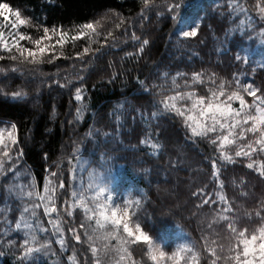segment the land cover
I'll list each match as a JSON object with an SVG mask.
<instances>
[{
    "label": "snow or ice",
    "instance_id": "snow-or-ice-1",
    "mask_svg": "<svg viewBox=\"0 0 264 264\" xmlns=\"http://www.w3.org/2000/svg\"><path fill=\"white\" fill-rule=\"evenodd\" d=\"M187 2L138 0L136 17L110 10L114 18L111 26L104 23L110 19L105 13L100 19L68 28L49 25L46 17L22 18L19 9L0 2V96L27 99L25 86L39 80L49 89L67 90L70 105L75 104V121H84L89 107L84 102L86 81L95 70V62L129 41L137 45L135 54L142 57L150 40L133 29H143L153 14L170 18L178 44L199 35L200 24L181 15ZM250 12H255V17ZM220 15L238 20L236 28L228 31L240 30L246 21L239 17L244 15L250 30L256 32L251 21L258 19L256 34L264 43V0H254L251 9L241 0H227V12ZM23 26L42 34L22 31ZM124 55L132 57L134 53ZM233 59L243 68L230 78L204 70L174 74L163 70L158 72L161 83L137 76L140 91L158 97L149 101L152 110L127 108V101L118 103L109 113L115 129L90 125L85 133L94 143L99 137L107 142L113 131L120 134L132 114L133 123L142 122L136 130L140 145L150 147L148 154L158 157L164 146L153 139L152 122L166 117L179 123L186 143L207 145L212 155L204 158L210 165V176L190 192V197L195 200L194 208H207L210 215L190 213L193 218L200 215L195 239L185 234L173 245L169 236L150 227L142 216L143 195L133 198L117 193L107 153L97 160H86L81 148L74 147L66 162L46 166L43 177L24 171L18 125L13 122L0 127V192L15 200L19 210L12 220L7 215L10 209L0 218L4 225L0 236L21 235L19 239H0V255L11 253L15 264H34L40 255L57 258L52 264H264V193L255 197L251 210L241 211L242 206L236 203L253 195L243 175L237 176V165L264 180V82L256 84L255 68L247 55L237 53ZM250 68L253 78L244 80ZM260 68L264 70V63ZM122 74L113 72L102 82L110 83ZM17 82L19 90L14 88ZM229 171L234 192L231 198L227 194Z\"/></svg>",
    "mask_w": 264,
    "mask_h": 264
},
{
    "label": "trees",
    "instance_id": "trees-1",
    "mask_svg": "<svg viewBox=\"0 0 264 264\" xmlns=\"http://www.w3.org/2000/svg\"><path fill=\"white\" fill-rule=\"evenodd\" d=\"M0 2L9 3L13 10L19 9L22 18L40 17L42 20L46 17L49 25L63 24L65 28L87 20L100 19L105 13L110 19H106L104 23L111 26L114 19L112 11L120 12L125 17H136L140 7L138 0H0ZM241 2L251 9L254 0ZM221 12H227V0H188L181 10V15L184 19L196 20L200 24V31L196 38L181 41L179 44L176 42L177 35L173 24L167 15L157 17L153 14L150 21L144 22L143 29L139 27L133 29L142 38H148L150 45L141 57L135 54L137 45L129 41L127 45L118 46L109 55L95 62V70L86 81L88 90L84 102L89 107L82 122H76L74 119L75 104L73 102L70 105L67 90L49 89L39 80L25 86L28 92L27 99L12 100L0 96V120L4 121L0 127L13 122L18 125L20 146L24 153L21 158L23 170L36 178L43 177L46 174L44 171L46 166H52L54 162L61 160L66 162L74 147L81 148V155L86 160H97L102 153H107V166L114 173L117 193L133 198L138 194L143 195L142 216L150 227L161 235L169 236L173 245L181 242L178 238L185 234L195 239L199 234L196 229L200 215H210L207 208L203 210L194 208L195 200L190 197V192L200 187L202 182L208 181L210 176V165L204 158L212 155L207 145L186 143L179 123L166 117L152 122L153 139H158L164 146L158 157L148 154L151 151L150 147L140 145L141 137L136 130L142 122L138 120L133 123L132 114L128 115L120 134L113 131L107 142L103 137H99L98 143H94L85 136V133L90 125L102 130L115 129L116 125L109 113L118 103L127 101V108L143 110L144 107H148L149 112L152 110L149 101L158 97L143 94L137 85V76L147 78L149 82L161 83L158 72L163 70H168L172 74L176 71L204 70L230 78L233 72L243 68L242 64L234 61L233 56L237 53L254 54L260 44L256 34L260 22L258 19H252L251 23L256 27V32H253L249 28L247 17L240 15L239 19H245L246 23L239 26L240 30L228 31L236 28L238 20L229 19L226 15L222 17ZM249 15L255 17L256 14L250 12ZM21 30L33 35L42 34L30 30L27 26H23ZM249 35L252 39H249ZM218 48L222 49L219 53ZM125 52H133L134 55L125 57ZM257 58H263V62ZM257 58L250 60L252 68H255L256 84L260 85L264 82V70L260 68V64L264 63V57ZM110 62L113 64L112 68L108 67ZM48 70L45 68V71ZM113 72L123 74L110 83L102 82L107 81ZM252 78L250 68L243 79ZM18 85L19 82L14 85L16 90H19ZM45 154L48 156L47 161ZM172 164H176V167ZM236 167L240 169L237 176L243 175L253 193L247 201L237 199L236 203L242 206L241 211L245 208L251 210L255 206V197L264 193V180L257 174L242 169V165ZM231 179L232 174L229 171L227 194L230 198L234 195ZM9 209L10 211H7ZM18 210L19 204L0 192V218L7 211L9 219L12 220L18 216ZM192 212H198L200 215L190 217ZM3 226L0 224V227ZM20 235L21 233L14 232L9 237L0 236V239H19ZM68 254L70 252L65 253V258ZM55 259L57 258L40 255L34 264H52ZM0 264H15L14 257L11 253L0 255Z\"/></svg>",
    "mask_w": 264,
    "mask_h": 264
},
{
    "label": "rangeland",
    "instance_id": "rangeland-1",
    "mask_svg": "<svg viewBox=\"0 0 264 264\" xmlns=\"http://www.w3.org/2000/svg\"><path fill=\"white\" fill-rule=\"evenodd\" d=\"M2 22V21H0ZM259 38V37H258ZM260 39V38H259ZM260 41V40H259ZM262 45V46H260ZM249 57V59H254V58H257V57H260V56H263L264 57V43H261L260 41V44L259 46L257 47V49L255 50L254 54H251V55H247ZM258 59V58H257ZM263 58H259L258 60L260 62H263L262 60Z\"/></svg>",
    "mask_w": 264,
    "mask_h": 264
}]
</instances>
